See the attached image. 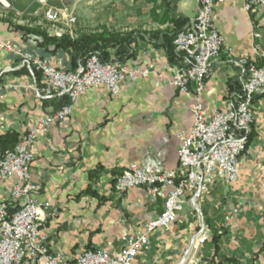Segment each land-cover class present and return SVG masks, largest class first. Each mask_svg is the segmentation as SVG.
Listing matches in <instances>:
<instances>
[{"label": "crops", "instance_id": "0c3cea01", "mask_svg": "<svg viewBox=\"0 0 264 264\" xmlns=\"http://www.w3.org/2000/svg\"><path fill=\"white\" fill-rule=\"evenodd\" d=\"M28 1L30 6L38 4ZM5 2L17 5L22 0ZM177 9L193 19L198 3L182 0ZM151 20L149 33L168 31L161 16ZM213 22L225 39V49L211 67L202 96L210 115L232 108L242 90L246 72L236 61L254 59L255 44L264 51V4L250 12L241 0L218 4ZM53 50L40 47L36 37L13 22L0 20V141L13 136L18 144L57 111V97L40 92L41 77L20 56L30 52L70 70L67 55ZM178 53L172 65L163 48L153 41L141 42L125 65L129 71L147 73L146 78H129L117 95L104 87L90 89L79 97L69 118L39 137L31 173L40 188L36 198L42 205L41 229L51 252L75 260L85 250L120 251L123 238L144 232L163 212L164 193L152 197L145 188H137L119 196L114 186L133 164L157 172L179 166L178 134L191 131L196 100L193 88L180 93L172 85L175 68L185 64L186 54ZM256 63L264 66V59ZM253 112L255 124L240 159L239 180L217 182L196 202H187L169 230L150 235L149 249L137 264H264V90L256 95ZM15 182L10 178L0 183V203L13 204L10 189ZM201 233L209 235L204 243Z\"/></svg>", "mask_w": 264, "mask_h": 264}, {"label": "built area", "instance_id": "2783aa9c", "mask_svg": "<svg viewBox=\"0 0 264 264\" xmlns=\"http://www.w3.org/2000/svg\"><path fill=\"white\" fill-rule=\"evenodd\" d=\"M195 1L198 3L197 17L174 39L176 51L184 52L186 57L184 66L175 68L171 80L180 93L193 88L196 100L193 127L187 134H178L177 169L157 172L133 164L116 179L114 188L119 196L137 188H145L152 197L165 195L164 210L160 216L146 224L144 232L123 238L124 245L117 252L85 250L75 260H70L50 251L47 236L41 229L42 205L36 198L40 188L33 182L31 165L39 137L47 134L54 123L69 118L79 97L99 87L117 95L129 78H146L148 74L129 71L126 65L114 61L104 64L97 56H92L84 66L72 72L56 68L48 59L36 54H20L24 65L40 74L43 83L40 92L46 97L66 96L69 104L47 115L29 130L14 149L0 153V183L16 179L10 189L16 211L10 214L11 204L0 203V264H137L139 256L149 249L150 235L157 230H169L187 202H196L217 182L233 184L239 180L240 159L247 150L255 124L253 103L256 95L264 90V66L256 63L258 59H264V51L259 44H255L254 59L242 57L236 61L240 68H246V77L234 106L208 114L202 96L211 67L220 60L225 49V39L214 27V8L233 0ZM241 1L247 12L264 4V0ZM36 2L42 7L47 22L57 24L66 19L68 25L76 23L74 14L63 15L49 5V0ZM255 37L260 38V35ZM6 49L12 50L11 45L8 44ZM226 51L233 53L231 48H226ZM207 239L208 233L200 234L201 243Z\"/></svg>", "mask_w": 264, "mask_h": 264}, {"label": "rangeland", "instance_id": "374dc122", "mask_svg": "<svg viewBox=\"0 0 264 264\" xmlns=\"http://www.w3.org/2000/svg\"><path fill=\"white\" fill-rule=\"evenodd\" d=\"M180 1L174 2L176 16L182 15L178 13L177 9V4ZM49 5L61 11L63 15L74 14L76 23L68 25L66 19H63L57 24H51L46 21L42 7L39 4L30 6L28 0H22V3L17 5L10 2L5 5L0 1V20L13 22L18 28L37 32L38 35H30L42 42L43 35L59 39L69 37L72 40H79L85 35L107 33L122 38L131 32L149 33L148 28L154 23L151 18L157 15L161 16V20H163L166 12L163 0H153L152 3H148L147 0H135V2L129 0H49ZM196 17L193 19L186 18L191 21ZM156 18L159 20V17ZM166 24H168V30L174 28L170 18ZM87 31L95 32L89 33ZM141 42L143 41H139L137 45L133 46L136 53ZM58 51L65 53L70 63V55L64 50ZM241 69L245 71L246 68ZM197 220L200 221V217Z\"/></svg>", "mask_w": 264, "mask_h": 264}, {"label": "trees", "instance_id": "16d2710c", "mask_svg": "<svg viewBox=\"0 0 264 264\" xmlns=\"http://www.w3.org/2000/svg\"><path fill=\"white\" fill-rule=\"evenodd\" d=\"M163 1L165 3L166 12L162 23H167L170 18V21L174 24V28L166 32H131L122 38L105 33L102 35H85L79 40H72L69 37L59 39L43 35L40 47L46 50L53 48V52L58 50L66 51L71 57V68L69 71L76 72L78 68L84 66L87 60L92 56H97L104 64L114 61L119 65H125L136 54V49H134L133 46L137 45L139 41H153L157 47L163 48L166 51L171 64L176 65L180 53L175 49L174 39L190 20L182 15L176 16L174 13L176 12L175 3L180 0ZM18 29L27 32L29 35H38L37 32L28 29ZM37 75L40 76L39 73H37ZM54 101L60 103L57 111L69 104V99L66 96L57 97ZM16 145L17 143L13 136H7V138H3L0 141V153L14 149ZM12 207L13 204L9 206L10 214L16 211V208L13 209Z\"/></svg>", "mask_w": 264, "mask_h": 264}, {"label": "bare ground", "instance_id": "6f19581e", "mask_svg": "<svg viewBox=\"0 0 264 264\" xmlns=\"http://www.w3.org/2000/svg\"><path fill=\"white\" fill-rule=\"evenodd\" d=\"M0 1H1L3 4H5V5L7 4V3L5 2V0H0Z\"/></svg>", "mask_w": 264, "mask_h": 264}]
</instances>
